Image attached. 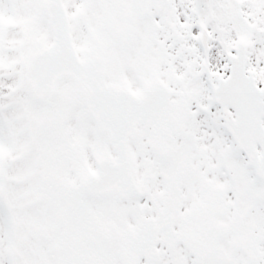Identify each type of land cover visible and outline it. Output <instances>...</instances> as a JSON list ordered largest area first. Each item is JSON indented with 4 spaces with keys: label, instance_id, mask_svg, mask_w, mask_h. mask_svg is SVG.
Wrapping results in <instances>:
<instances>
[{
    "label": "snow or ice",
    "instance_id": "obj_1",
    "mask_svg": "<svg viewBox=\"0 0 264 264\" xmlns=\"http://www.w3.org/2000/svg\"><path fill=\"white\" fill-rule=\"evenodd\" d=\"M0 264H264V0H0Z\"/></svg>",
    "mask_w": 264,
    "mask_h": 264
}]
</instances>
